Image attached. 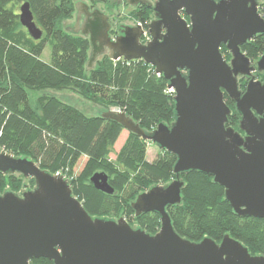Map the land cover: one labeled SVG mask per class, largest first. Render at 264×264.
Segmentation results:
<instances>
[{"label":"water","instance_id":"95a60500","mask_svg":"<svg viewBox=\"0 0 264 264\" xmlns=\"http://www.w3.org/2000/svg\"><path fill=\"white\" fill-rule=\"evenodd\" d=\"M16 1L20 25L33 41L40 40L42 31L29 4ZM125 1L154 12L146 30L119 25L121 35L112 38L108 16L80 1L74 5L81 22L75 19L64 30L74 33L75 26L89 40L86 70L106 53L113 61H142L174 93V121L149 132L116 108L100 114L176 157V178L140 193L130 204L135 218L158 214L160 228L150 235L124 218L91 217L63 175H52L32 160L0 148V173L35 183L31 190L23 184L19 195L0 194V264H29L39 258L53 264H264L263 255H251L229 235L219 243L180 237L166 210L181 203L184 183L179 174L198 171L224 189L236 215L264 222V81L254 79L255 72H264V55L251 62L240 50L264 34L258 0ZM145 34L149 41L142 43ZM222 45L230 53L229 61L220 53ZM240 77L249 79L244 91L238 87ZM225 95L240 116L238 130L227 126L230 108ZM89 182L96 190L113 194L104 173L93 174Z\"/></svg>","mask_w":264,"mask_h":264},{"label":"trees","instance_id":"16d2710c","mask_svg":"<svg viewBox=\"0 0 264 264\" xmlns=\"http://www.w3.org/2000/svg\"><path fill=\"white\" fill-rule=\"evenodd\" d=\"M42 38L33 41L18 21L16 0H0V148L14 157L32 160L41 170L61 174L72 194L85 211L95 218L123 217L131 226L153 235L160 228L159 216L149 212L134 217L130 204L137 195L155 185H165L176 176V157L159 150L147 161V143L128 133L123 145L110 159L123 129L100 115L87 116L57 98L30 97V92L72 90L85 100L104 109L116 108L139 127L149 132L160 123L174 121L173 93L167 82L142 61H113L109 54L99 56L91 70H86L90 55L89 40L64 30L61 24L73 18V0H25ZM94 7L108 0H85ZM153 1V0H148ZM264 20V0L258 5ZM151 9L132 8L130 17L146 29ZM187 19V18H186ZM142 43L147 42L146 37ZM50 46V61H41L45 45ZM240 50L251 62L264 55V34L244 43ZM220 53L226 61L231 56L224 45ZM256 75L264 81V72ZM248 79L240 77L238 87L244 91ZM230 108L227 126L238 130L240 116L234 103L225 95ZM85 162L79 173L74 168ZM95 173H104L113 189L112 195L96 190L89 182ZM184 186L181 203L167 207L174 231L191 242L209 238L219 243L224 235L245 246L251 255L264 256V222L253 217H239L224 198V189L209 175L198 171L179 174ZM32 178L0 173V194H17ZM29 264H53L44 258Z\"/></svg>","mask_w":264,"mask_h":264},{"label":"rangeland","instance_id":"374dc122","mask_svg":"<svg viewBox=\"0 0 264 264\" xmlns=\"http://www.w3.org/2000/svg\"><path fill=\"white\" fill-rule=\"evenodd\" d=\"M76 1L83 2V3L87 4L89 7L92 6L90 3H88L85 0H73L74 3ZM148 2L153 3L154 0L148 1ZM262 2H263V0H258V5ZM93 8L98 9L99 11L103 12L105 15L108 16L109 23L111 25V30H112V32H111L112 37L115 35L114 33L117 30L116 26L123 25V26L134 27V26L139 25L136 21H134L130 17V12H131L133 7L128 5L125 0H108V3L98 4V5H95ZM17 11L19 13V6H18ZM75 14H74L72 19H70L68 21H64L61 24L63 29H64V27L72 26L73 22H75ZM74 34H76V33H74ZM76 35H79V34H76ZM145 37L149 38V35L146 34ZM40 59H41V61H44V62L50 61V46L48 44L45 45L43 52L40 56ZM245 79H248V78H245ZM254 79L263 82L260 79V77L256 75V72L254 73ZM39 96H48V97L57 98L58 100L66 103L70 106L77 108L78 110H80L82 113H84L87 116L100 115V114H102V112H106L107 110H109V109H104V108H102L96 104H93V103L85 100L82 96H80L79 94H77L76 92H74L72 90L45 89V90L37 91V92H30V97H32L33 99H36ZM127 135H128V133L125 130H123L119 139L117 140V142L114 145V152L110 154L111 160L115 159V153H117L119 151L120 147L123 145L125 139L127 138ZM159 150L160 149L156 145H154L153 143H147V149H146L147 161H153L156 158V156L158 155ZM84 162H85V157H82L74 168L75 174L80 172V170L82 169V167L84 165ZM23 184H25L28 188V181L27 180H24ZM28 190H29V188H28ZM22 192H24V190H22V188H21L20 191L17 192V194L19 195ZM119 218H123V217H116L114 219L117 220ZM133 227H136V225H134Z\"/></svg>","mask_w":264,"mask_h":264},{"label":"flooded vegetation","instance_id":"af4514ba","mask_svg":"<svg viewBox=\"0 0 264 264\" xmlns=\"http://www.w3.org/2000/svg\"><path fill=\"white\" fill-rule=\"evenodd\" d=\"M137 7H140V6H136V7H133V8H137ZM92 9H93V7L90 6V10H92ZM148 9H150V8H148ZM151 11H152V10H151ZM151 16H152V17H151V21H152V20L155 19V16H154V12H153V11H152ZM183 17H184V16H183ZM75 19H76V21L79 20L80 22H81V20H82V18H77L76 16H75ZM185 19H186V17H185ZM73 31H74V33H76V34H79V32L76 31L75 26H74ZM111 32H112V30H110V32H109V35H110V36L112 35ZM114 34H115V35H114L113 37H115V36H117V35H121V26L117 28V30H116V32H115ZM111 37H112V36H111ZM113 37H112V38H113Z\"/></svg>","mask_w":264,"mask_h":264},{"label":"built area","instance_id":"2783aa9c","mask_svg":"<svg viewBox=\"0 0 264 264\" xmlns=\"http://www.w3.org/2000/svg\"><path fill=\"white\" fill-rule=\"evenodd\" d=\"M145 36H146V34H145ZM144 36V37H145ZM146 40H147V42L149 41V38H146ZM155 73V72H154ZM158 76V75H157ZM168 90V92H170V93H173V91L172 90H170V89H167ZM174 94V93H173Z\"/></svg>","mask_w":264,"mask_h":264}]
</instances>
